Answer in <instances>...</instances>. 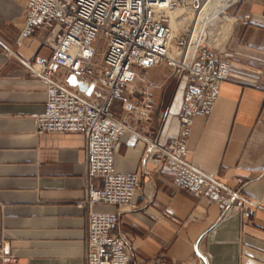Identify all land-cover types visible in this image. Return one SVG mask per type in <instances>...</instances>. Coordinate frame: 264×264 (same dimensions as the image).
I'll list each match as a JSON object with an SVG mask.
<instances>
[{"label": "crops", "instance_id": "obj_1", "mask_svg": "<svg viewBox=\"0 0 264 264\" xmlns=\"http://www.w3.org/2000/svg\"><path fill=\"white\" fill-rule=\"evenodd\" d=\"M25 2L0 0V241L11 255L0 264H86L85 139L80 133L34 131L33 115L44 108L45 86L22 61L49 50L39 31L25 46H15ZM226 8L234 18L250 15V22L233 20L219 47L232 72L209 116L194 118L186 160L242 189L259 207L248 218L222 215L218 205L174 189L171 176L155 171L148 159V175H139L141 188L130 204L92 206L118 213L115 230L132 239L130 264H197L194 246L209 264H264V0H235ZM155 67L139 72L125 88L134 110H123L119 100L113 109L130 129L164 144L177 131L184 87L177 88L163 124L145 119L144 109L154 101ZM69 75L57 68L53 79L69 86ZM135 88L142 94L132 93ZM144 145L118 142L115 169L138 170ZM155 258L159 261L151 263Z\"/></svg>", "mask_w": 264, "mask_h": 264}, {"label": "built area", "instance_id": "obj_2", "mask_svg": "<svg viewBox=\"0 0 264 264\" xmlns=\"http://www.w3.org/2000/svg\"><path fill=\"white\" fill-rule=\"evenodd\" d=\"M199 0H26L24 25L14 43L26 45L36 31L48 55L35 53L22 61L30 76L45 86L42 112L33 115L36 134L80 133L85 139L87 186L84 202L87 212L86 264H130L132 239L126 231H116V211H96V204L124 206L140 191V174L148 175L145 163L151 159L154 170L170 175L173 188L189 192L207 204H216L222 215L238 213L250 217L259 207L256 199L242 189L226 186L216 175L186 160L187 141L196 116L212 112L222 82L232 72L228 56L221 49L197 44L192 54L185 49L187 31L177 23L172 34L169 13L178 7H192L199 13ZM243 24L250 15L235 18ZM184 31V32H183ZM105 48L97 58L99 45ZM166 63L186 77L176 113L177 131L162 144L143 136L118 119L113 104L121 101L125 111L135 103L125 88L138 73ZM65 70L86 85H63L53 79L56 69ZM132 93L141 95L135 88ZM144 142L138 170L115 169V146L123 141L133 147ZM193 252L197 264H209L206 256ZM10 247L0 241V259L9 260ZM155 258L151 263L158 262Z\"/></svg>", "mask_w": 264, "mask_h": 264}, {"label": "rangeland", "instance_id": "obj_3", "mask_svg": "<svg viewBox=\"0 0 264 264\" xmlns=\"http://www.w3.org/2000/svg\"><path fill=\"white\" fill-rule=\"evenodd\" d=\"M203 1L204 0H199V6L202 4ZM233 1L235 0H231V2ZM231 17L232 16L228 13L227 8H225L223 12L219 14L220 19L217 20L215 23H212L213 25H210L211 23H208V21L210 20H208L204 27V33L206 34V39H203L199 44L201 46H205L210 49H219V47L227 39L232 29L233 19ZM235 22L237 23L238 21L235 20ZM207 23L208 26L207 29H205ZM191 29L192 27H190V30L187 32L188 36L185 41L184 47L185 49L188 47L190 48V50L191 49L193 50L194 49L193 45L196 43L192 41L193 32H191L192 31ZM217 35L221 39H219L220 41H216L214 43L213 39L216 38ZM104 48H105L104 43H101L99 45L97 52L98 59L101 57L102 53L104 52ZM154 73L156 74L155 77L157 79L154 98H153L154 101L150 103V106H148L147 109H144V112H146L145 119L155 124H163L164 121L166 120L167 115L170 114L169 109L171 107L175 92L177 88L180 87L179 90H181V88L184 87L186 77L184 73L178 72L177 68L167 65L166 63H161L157 65V67L154 68ZM156 105H157V109H156ZM120 106H121V101H120ZM143 108H145V106ZM113 110L114 112H116V108H114Z\"/></svg>", "mask_w": 264, "mask_h": 264}, {"label": "bare ground", "instance_id": "obj_4", "mask_svg": "<svg viewBox=\"0 0 264 264\" xmlns=\"http://www.w3.org/2000/svg\"><path fill=\"white\" fill-rule=\"evenodd\" d=\"M229 2H231V0H204L201 4V9L199 13H194L192 7H178L174 9L172 12L169 13L172 34L178 32L176 25L177 23L184 31H187L190 27H192V41L196 43L193 45L195 49V46L197 44L201 43L203 39H206V34L204 33V27L206 22L210 20L208 21V23H211L210 25H213L212 23H215L217 20H219V14L223 12V10L228 6ZM231 18L235 22L236 19L234 17ZM208 23L205 29H207ZM219 39L221 38H219L217 35L216 38L213 39L214 43L216 41H220ZM194 49L190 50V48H188L189 54H192Z\"/></svg>", "mask_w": 264, "mask_h": 264}, {"label": "water", "instance_id": "obj_5", "mask_svg": "<svg viewBox=\"0 0 264 264\" xmlns=\"http://www.w3.org/2000/svg\"><path fill=\"white\" fill-rule=\"evenodd\" d=\"M68 82L71 85H77L80 90H86L87 89L86 85H84L81 81L77 80L75 78V76H73L72 74L69 75Z\"/></svg>", "mask_w": 264, "mask_h": 264}]
</instances>
